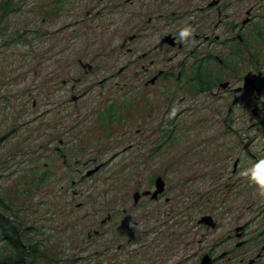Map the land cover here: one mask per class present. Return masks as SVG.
Returning a JSON list of instances; mask_svg holds the SVG:
<instances>
[{
  "label": "rangeland",
  "instance_id": "1",
  "mask_svg": "<svg viewBox=\"0 0 264 264\" xmlns=\"http://www.w3.org/2000/svg\"><path fill=\"white\" fill-rule=\"evenodd\" d=\"M31 1L37 6L28 14ZM31 1L10 0L14 10L0 14V136L8 133L0 143L5 168L0 171V193L22 216L45 228V233L30 234L32 240H41L51 260L40 257L34 264H173L181 257L180 264H199L204 253L214 258L209 264H264V199L240 176L264 158V121L249 127V97L233 105L227 94H173L172 82H147L156 66L171 65L165 57L154 58L156 66L138 61L118 73L127 59H136L139 44L149 42H137L133 53L120 47L123 35L136 32L134 23L79 21L63 26L73 21L75 12L80 18L87 7L80 2L71 10L73 15L65 10L57 19L38 10H45L44 4L49 8L52 0ZM28 26L41 31L24 33ZM77 59L93 62L94 68L85 71ZM73 94L80 97L71 102ZM120 102L124 109L116 110L113 122L106 123L104 110ZM258 115L264 117L262 99ZM59 138L77 149L61 157L70 165L57 161L60 181L39 185L35 179L45 159L40 147H50ZM22 144L23 150L30 149L24 163L18 162L17 154ZM100 162L106 164L85 174ZM156 175L163 178L168 201H145L138 212L129 214L144 220L145 209L157 210L149 219L157 226L156 236L142 233L143 243L129 245L127 237L145 223H130L128 228L118 223L97 242L88 240V229L106 214L103 211L130 209L133 191L147 188ZM184 204L189 207L182 210ZM166 210L171 212L165 215ZM44 213L52 218L44 221ZM167 215L170 221L162 225ZM204 215L211 216L213 227L197 222ZM112 234L118 236L114 246L120 240L126 249L119 260L108 261L102 242ZM96 249L98 255L93 254ZM7 252L0 249V255Z\"/></svg>",
  "mask_w": 264,
  "mask_h": 264
},
{
  "label": "flooded vegetation",
  "instance_id": "2",
  "mask_svg": "<svg viewBox=\"0 0 264 264\" xmlns=\"http://www.w3.org/2000/svg\"><path fill=\"white\" fill-rule=\"evenodd\" d=\"M73 2L76 4L75 6L71 5L69 0H52L49 8H46V4H44L45 10L42 7H38V10H42L49 17L58 19L64 15L65 12L63 11H69L70 9V12H72L71 10L77 9L79 3L82 2L87 7L84 14L78 18L77 12H75L76 17L73 21L63 23V26L75 25L79 21H93L97 25L115 26L134 23L137 26L136 32L123 35L120 43V47L123 48L125 53H133L134 48L132 46L137 45V42H142L144 38L149 39V42L139 44L141 49L135 55L136 59L132 61L127 59L118 69V73L128 69L130 65L136 64L138 61L148 60L151 65L156 66L158 64L154 58L165 57L172 62L171 65L167 67L156 66L155 70L152 71L151 79L150 77L146 79L147 82L152 84L160 81L172 82L171 92L173 94L176 91H182L190 95L209 93L219 98L227 94L231 96L233 105L240 104L244 98L249 97L252 104L249 110L253 117L249 127H253L257 122L264 121V117L257 116L259 101L264 100V0H73ZM36 4V2L29 3L28 14L32 8L37 6ZM11 10H14V8L9 4V9L6 11L0 9V14H6ZM71 15H73V12L68 14V16ZM185 24H190L195 29L194 42L183 43L179 40L178 32ZM36 27L28 26V29H24V33L41 31ZM133 27L135 28V26ZM40 33L45 34L44 31ZM27 41L31 42L28 38ZM30 45L32 46V44ZM160 53L161 55L158 56ZM180 56L182 58L175 61ZM77 63L83 69L85 68V71L94 68L93 62L92 64L83 63L80 59H77ZM142 68H144V65H142ZM249 71L252 73H248ZM226 74L229 76L226 77ZM75 81L78 82L79 78H76ZM147 82L145 84H148ZM75 85L76 83H72L71 88L74 89ZM79 97L78 94H73L69 101H77ZM122 109H124V106L121 102L111 103L104 110L105 113L101 117L106 123L113 122L116 115L115 111ZM44 115L42 114V116ZM47 125L45 121L42 123L43 127ZM256 128L259 129L260 126L257 125ZM13 130L14 127L9 132L12 133ZM168 135L165 137L166 139L169 137ZM7 136L8 133L2 134L0 143L5 141ZM166 139L160 143H164ZM21 142L24 143L25 141L22 140ZM72 144L73 142L59 138L56 144L50 147L41 146L40 149L44 152L38 149L41 157L43 158L44 155L45 158L43 169L35 179L39 185H47L52 180L55 183L60 181V175L57 172L59 170L57 161L61 159L66 166L70 165L66 158L63 160L61 157L72 149H77ZM74 145L77 146V140ZM23 148L24 144H22V147H18L17 154H21L18 162L24 163L26 154L30 152V149L23 150ZM157 148L158 145L154 147V149ZM26 161H29V159ZM104 164L106 162H100L99 165L88 169L85 174H92ZM7 165L8 167L11 166V159L6 162ZM3 169H5L4 163L2 164L0 161V171ZM89 171L91 172L88 173ZM19 176H22L21 173H19ZM158 177L162 178L161 175L153 176L147 188L133 191L131 194L132 203L127 206L130 209L123 206L121 210L108 209L103 211V214H106L102 215V218L99 221L96 220L93 226L88 229L86 234L88 240L94 239L97 242L99 236L105 235L106 230L118 223L123 224L125 228H128L130 223L133 225H138L139 222L145 223L142 224L140 232L135 231L134 236L127 237L126 241L129 245L131 243H143L145 239H141L142 233L143 236L153 233L156 236L157 226L155 223H151L153 225L149 224L154 209L143 211V214H148L144 220L136 219V217L129 216V214L131 211L138 212L146 203L145 201L157 202L162 198H165L166 202L168 201L169 196L164 195V190L156 196H152ZM135 193H138L137 196H135ZM31 206L29 202L28 207ZM170 207L172 206L170 205ZM187 207L189 206L185 205L182 210L187 209ZM165 212L166 215L171 211L166 210ZM40 218L45 221L52 217L44 213ZM94 218L96 219L97 215ZM199 219L197 220L198 223H200ZM155 220L159 221L157 218ZM169 221L170 215H167L160 223L168 225ZM41 224L43 223L41 222ZM43 230L45 228L36 225L27 216H22L21 211L13 205L12 201L0 193V249L8 250L7 253L0 255V264H34L35 260L40 257L44 260H51V257L42 247L41 240H32L31 238L30 233H45ZM160 233H164L163 230ZM241 233L244 235L245 230ZM54 235L60 236V232ZM112 235L106 237L102 242V252L105 253L108 261L119 260L122 257V251L126 249L124 243L120 240L114 246L112 241L118 236L116 237V234ZM49 236L52 238V235L49 234ZM244 241H241V243ZM22 247L26 250V253L21 262L14 258V250ZM96 252L97 249L93 251V254ZM205 254L208 253H204L200 257L202 258ZM201 258L199 259L201 260ZM182 259L181 257L173 264H180ZM213 259L210 256V262Z\"/></svg>",
  "mask_w": 264,
  "mask_h": 264
},
{
  "label": "clouds",
  "instance_id": "3",
  "mask_svg": "<svg viewBox=\"0 0 264 264\" xmlns=\"http://www.w3.org/2000/svg\"><path fill=\"white\" fill-rule=\"evenodd\" d=\"M195 29L190 24H185L178 32L179 40L183 43L194 42ZM175 115V110L171 113ZM240 176L245 179L249 187H251L259 198L264 199V158L259 159L250 167L244 168L240 172Z\"/></svg>",
  "mask_w": 264,
  "mask_h": 264
},
{
  "label": "water",
  "instance_id": "4",
  "mask_svg": "<svg viewBox=\"0 0 264 264\" xmlns=\"http://www.w3.org/2000/svg\"><path fill=\"white\" fill-rule=\"evenodd\" d=\"M91 171H89L88 173H90ZM163 180L161 177H158L156 180V188L152 193V196H156L158 193L162 192L163 190ZM138 193H135V196H137ZM200 223H204L207 226H214V221L212 220L210 215H204L199 219ZM210 262V256L208 254H205L201 260L199 264H208Z\"/></svg>",
  "mask_w": 264,
  "mask_h": 264
},
{
  "label": "trees",
  "instance_id": "5",
  "mask_svg": "<svg viewBox=\"0 0 264 264\" xmlns=\"http://www.w3.org/2000/svg\"><path fill=\"white\" fill-rule=\"evenodd\" d=\"M9 4H10V0H2L0 2V9L1 10H5V11L8 10L9 9ZM32 251H34V250H32ZM14 252H15L14 253V258L18 259V260H20L22 262L23 261V257H24V255L26 253V250L22 247L20 249L14 250Z\"/></svg>",
  "mask_w": 264,
  "mask_h": 264
}]
</instances>
